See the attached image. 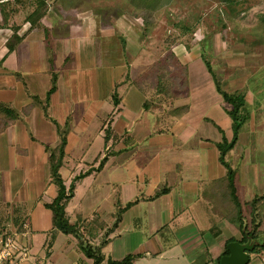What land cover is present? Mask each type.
I'll list each match as a JSON object with an SVG mask.
<instances>
[{
	"label": "crops",
	"instance_id": "1",
	"mask_svg": "<svg viewBox=\"0 0 264 264\" xmlns=\"http://www.w3.org/2000/svg\"><path fill=\"white\" fill-rule=\"evenodd\" d=\"M97 1L46 0L41 22L50 31L48 39L43 29L31 27L23 0H0V103L19 113L0 129V206L9 209L8 219L0 218V233L8 228L29 244V257L17 264H92L81 242L98 247L104 264L128 255L135 256L132 264H219L227 242L243 237L239 222L228 218L216 198L227 176L218 143L233 137L234 122L228 114L232 106L217 95L226 106L224 114L216 111L226 123L223 137L210 142L193 134L195 127L210 125L209 116L201 112L207 94L200 95L194 81L202 71L190 68L192 63L208 62L198 43L172 46L187 69V88L160 101L150 78L161 58L150 54L154 44L146 35L143 14L151 12L155 21L171 0L145 8L132 4L131 9L128 2L101 0L103 7L110 6L107 17L97 11L104 10L96 7ZM15 32L21 41L10 51L7 43ZM218 39L215 61L220 64L223 57L230 76L231 87L223 88L241 92L250 73L232 75L244 57L251 68L252 54L243 44H220ZM56 47L72 48L74 53L59 56ZM54 76L57 89L49 101V116L41 103L24 113L34 96L45 100ZM248 89L244 95L252 99L254 90ZM57 124L68 125L60 170L66 185L87 173L75 181L74 197L66 208L78 234L56 229L52 211L45 206L58 191L51 181L48 150L60 143ZM103 158L106 162L99 167ZM234 169L242 200L252 201L257 196L248 198L251 184L245 185V199ZM204 179L210 187H203ZM25 222L29 229L23 227ZM261 225L257 237L264 241ZM26 230L29 234L24 235ZM193 253L199 256L193 259Z\"/></svg>",
	"mask_w": 264,
	"mask_h": 264
},
{
	"label": "rangeland",
	"instance_id": "2",
	"mask_svg": "<svg viewBox=\"0 0 264 264\" xmlns=\"http://www.w3.org/2000/svg\"><path fill=\"white\" fill-rule=\"evenodd\" d=\"M22 1V0H21ZM96 1V0H95ZM118 1V0H117ZM122 2H128V9L133 7L145 8L150 3L158 4L160 1L167 0H120ZM38 0H23L27 10L26 17L37 6ZM96 6L98 12L102 13V17L109 16V9L101 4L102 1L98 0ZM114 4L115 1L113 0ZM119 2V1H118ZM100 5V6H99ZM163 6V4L161 5ZM115 7V6H114ZM161 11L156 15L157 19H146V35L150 38L154 48H149L150 54L155 58L160 57L163 61L165 55L168 53L169 48L173 45H195L198 43L197 49L202 56L211 63V67L215 70L218 76L222 77L223 87L229 90L230 80L229 73L225 71L222 65H224V58H221V63H216L217 47L215 45V38L218 37V42H226L227 45L232 43L243 44L248 54H252V58L248 59L251 62V68L245 63L247 59L244 57L242 66L236 69L234 77L248 76L251 77L248 80V85L243 86L240 91L247 94L248 88H252L254 96L252 99L247 95L246 110L250 112V118L242 123V128L239 136V141L234 150H232L227 160L238 171V184L241 187V194L243 198L248 197V190L245 185L251 184V194L248 198L257 196L258 201V213L262 222L261 229L264 228V0H171L169 4L163 6ZM122 8V7H119ZM26 9V8H25ZM24 18V16H23ZM263 21V22H262ZM151 28V29H149ZM217 40V39H216ZM156 44V45H155ZM199 44L201 49L199 48ZM59 56H66L68 53H74V49L68 47L58 48ZM223 48V47H222ZM221 48V50H222ZM92 49V48H90ZM95 49V48H94ZM131 49V48H130ZM190 49V48H189ZM224 51V50H222ZM79 52L74 54L78 55ZM222 54V53H221ZM53 52L50 48V56ZM246 59V60H245ZM203 61V60H202ZM68 65L70 63L68 62ZM67 65V67H68ZM108 65V63H107ZM241 65V64H240ZM145 68V66H144ZM190 68L198 72L194 79L198 85L200 95L207 94L205 100H203L201 111L204 115L209 116L210 125L205 128H194L195 135H201L208 137L210 142H215L220 136H224L227 127L222 118L216 115V111L220 109V114H224L226 107L223 99L216 100L217 95L221 98L222 94L218 91L216 81L213 74H207L206 63H192ZM201 73V74H200ZM205 75V76H204ZM206 76L210 79H206ZM230 83V82H229ZM231 87V86H230ZM209 90H211L209 92ZM208 96V93H211ZM87 94L91 97L90 90L85 89ZM123 89H119L121 93ZM200 109V108H199ZM198 109V110H199ZM245 112L243 111V114ZM2 124L0 123V126ZM165 125H161V129ZM166 130V129H165ZM247 153L250 155V159L247 157ZM237 154V158H236ZM224 170V168H223ZM225 172V171H224ZM3 176H0V188H3L2 182ZM208 181V182H206ZM203 187H210L211 182L204 179ZM247 198V199H248ZM211 216V215H210ZM9 217V209H6L5 205L0 206V218L2 221H6ZM205 223V222H204ZM246 224V223H245ZM244 224V225H245ZM205 225V224H204ZM12 227V225H10ZM9 226V227H10ZM254 227V226H253ZM11 229V228H10ZM4 232V233H2ZM0 233V244L6 236L13 233L8 229H3ZM236 241V240H234ZM207 250V249H204ZM33 253L34 252L33 250ZM199 255L193 253V259H196ZM264 250L251 253V260L248 264H264L263 262Z\"/></svg>",
	"mask_w": 264,
	"mask_h": 264
},
{
	"label": "trees",
	"instance_id": "3",
	"mask_svg": "<svg viewBox=\"0 0 264 264\" xmlns=\"http://www.w3.org/2000/svg\"><path fill=\"white\" fill-rule=\"evenodd\" d=\"M224 1H232L233 0H224ZM46 0H38L36 8L27 16L28 21L31 22V27L33 29L40 28L43 29L46 33V38H50L49 29L41 22L42 17L45 15L47 9ZM144 17L149 19V22L154 19L152 13L149 11L144 12ZM145 24L146 19L144 18ZM264 21V19H263ZM262 21V22H263ZM12 40L8 41L9 50H13L17 43L21 41V37L14 33L11 38ZM162 60V59H161ZM159 60L154 66V75L150 78L151 81L155 83V87H158L160 92V101L163 99H167L171 93H183L187 88V69L185 66L181 64L177 55L173 52L172 48H169L168 53L165 55L163 61ZM210 72H212L214 79L216 81V85L218 90L224 97V101L232 106L230 110H228V114L232 117L234 122V132L231 140H228L224 137L223 141L218 143V149L220 152V160L227 168V176L223 181H220L218 186V194L217 199L221 206L226 208V215L232 221H238L240 224V228L242 230V241H247L246 231L249 234L253 232V226H255V232L253 237H257L258 228L260 227V223H256L261 221L260 215L258 211V201L259 198L255 197L250 202H244L239 194L237 182H236V170L232 168V166L227 161L228 153L235 147L236 143L239 140L242 123L247 121L250 118V112L246 110L247 100L242 92H228L223 88V84L221 79L217 77V75L213 72L211 65L206 62ZM159 85V86H158ZM56 79L52 80V86L49 89L45 100H41L39 96L33 97V102L29 104L25 109L24 113L29 114L30 110L35 107L36 104L41 103L45 114L49 116L48 107L51 95L56 91ZM243 111L245 112L243 114ZM19 116V113L14 109H11L0 103V129L4 126L8 125L9 120L13 121ZM58 134L60 136V143L54 147L49 148V163H50V176L51 181L57 186V196L56 198L49 203H46L45 206L52 211L53 214V225L59 231L65 234H78V227L70 223L68 218V214L66 208L70 202V200L74 197L75 191V181L84 177L86 174H80L75 177L74 181L67 186L62 174L60 172L66 155V145H67V134H68V125L61 126L57 124ZM106 162V158H103L100 162L99 167H102ZM89 173V171H88ZM250 211V212H249ZM249 213H251V220H249ZM245 222H247L245 230L243 229ZM119 221L115 223L118 225ZM256 224V225H255ZM234 241V239L229 240L227 243ZM81 248L86 255V257L93 260L92 264H104V256L101 253V250L98 247H94L91 244H86L81 242ZM264 250V245H257L252 252H259ZM251 252V253H252ZM229 254L227 245L226 250L223 255ZM135 256L128 255L122 260H110L107 264H132V261ZM219 258V264H220Z\"/></svg>",
	"mask_w": 264,
	"mask_h": 264
},
{
	"label": "water",
	"instance_id": "4",
	"mask_svg": "<svg viewBox=\"0 0 264 264\" xmlns=\"http://www.w3.org/2000/svg\"><path fill=\"white\" fill-rule=\"evenodd\" d=\"M243 229L245 230L247 222ZM255 226L253 227L252 234L246 231L247 241H231L228 243L227 248L229 254L223 255L220 259V264H248L251 260V252L257 245L263 246L264 241L261 236L254 238Z\"/></svg>",
	"mask_w": 264,
	"mask_h": 264
},
{
	"label": "built area",
	"instance_id": "5",
	"mask_svg": "<svg viewBox=\"0 0 264 264\" xmlns=\"http://www.w3.org/2000/svg\"><path fill=\"white\" fill-rule=\"evenodd\" d=\"M26 229H29V224H23ZM29 234L26 230L24 235ZM30 255V248L27 242L20 240L16 233L8 235L0 244V264H17L21 260H25ZM264 262V257H263Z\"/></svg>",
	"mask_w": 264,
	"mask_h": 264
}]
</instances>
